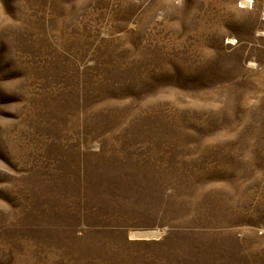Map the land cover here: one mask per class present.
<instances>
[{
	"label": "rangeland",
	"instance_id": "374dc122",
	"mask_svg": "<svg viewBox=\"0 0 264 264\" xmlns=\"http://www.w3.org/2000/svg\"><path fill=\"white\" fill-rule=\"evenodd\" d=\"M0 264H264V0H0Z\"/></svg>",
	"mask_w": 264,
	"mask_h": 264
},
{
	"label": "bare ground",
	"instance_id": "6f19581e",
	"mask_svg": "<svg viewBox=\"0 0 264 264\" xmlns=\"http://www.w3.org/2000/svg\"><path fill=\"white\" fill-rule=\"evenodd\" d=\"M246 4H248L247 2H246ZM145 232V231H144ZM150 234H145V233H137L136 234V236H149Z\"/></svg>",
	"mask_w": 264,
	"mask_h": 264
}]
</instances>
